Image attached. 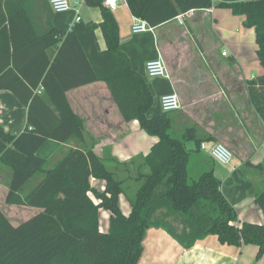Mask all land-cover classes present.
<instances>
[{"label": "trees", "instance_id": "16d2710c", "mask_svg": "<svg viewBox=\"0 0 264 264\" xmlns=\"http://www.w3.org/2000/svg\"><path fill=\"white\" fill-rule=\"evenodd\" d=\"M32 1L0 0V90H9L27 107L26 125L18 135L0 126V161L11 169L5 202L38 208L17 224L0 209V264H137L149 227L162 228L184 248L214 234L221 243L254 244L256 258L264 255V222L243 221L238 226L237 210L223 195L213 169L191 172L193 153L202 142L195 129L175 134L167 113L149 114L154 97L118 48L111 11L100 0H85L101 11L98 27L106 49L99 51L94 24L78 21L67 31L51 24L37 29ZM126 3L134 16L154 27L188 10L208 8L214 0ZM226 6L255 30L263 72L246 86L250 104L264 120V0L232 1ZM52 47L55 60L47 52ZM94 81L106 82L125 121L137 120L142 130L158 137L142 157L140 166L146 172L136 177L141 181L133 196L126 194L105 159L85 147L83 119L67 101V90ZM71 138L77 145L47 167L37 150L48 139ZM189 140L195 142L193 149L186 147ZM251 166L264 169V160ZM35 174L41 178L32 184ZM98 181L104 182L103 189ZM120 194L126 195L128 214L120 208ZM253 198L264 216V186ZM100 208L109 212L105 230L99 225Z\"/></svg>", "mask_w": 264, "mask_h": 264}, {"label": "crops", "instance_id": "0c3cea01", "mask_svg": "<svg viewBox=\"0 0 264 264\" xmlns=\"http://www.w3.org/2000/svg\"><path fill=\"white\" fill-rule=\"evenodd\" d=\"M103 1L100 0L105 6ZM232 1L240 0H214L208 8L191 9L183 16L182 23L174 17L154 26L152 32L142 33H132L134 15L127 3L120 2L113 10L109 9L117 23L119 50L127 55L132 69L144 77L154 97L149 114L160 112L157 104L162 95L175 92L181 107L167 113L175 134H180L186 128H194L196 137L207 145L218 141L221 136L223 140L233 142L231 167L223 169L228 171L226 174L220 176V168L211 160L214 175L221 180L220 189L226 199L225 187L234 179V174L240 171L246 181L245 175L252 173L244 170L245 166L257 165L264 160V120L250 104L246 86L247 80L263 72L256 53L255 30L243 24L244 16L233 14L226 6ZM31 4L32 19L37 29L43 30L51 24L67 31L78 21L86 25L94 24L95 46L99 51L106 49V42L98 27L102 20L99 6L83 0L76 5V9L72 7L57 13L46 0H33ZM47 52L50 60L56 59L55 47L48 48ZM159 55L165 62L169 77L147 76L145 63ZM65 94L72 110L83 119L85 147L91 148L104 159H115L122 163L134 161L137 156L142 159L158 141V137L142 130L137 120L125 121L122 118L106 82L94 81L69 89ZM26 118L27 107L9 90H0V126L3 130L18 135L26 125ZM234 137L235 140H232ZM46 145L53 150L50 157L44 155L51 151L47 149L43 152ZM76 145L73 138L66 142L48 139L37 150V154L48 161L49 167L69 147ZM186 147L193 149L195 142L187 141ZM55 153L58 154L54 156ZM10 178L11 172L8 178L0 174V200L4 202ZM40 178L41 174L34 177L36 181L32 184ZM98 184L103 189L104 182L98 181ZM123 195H119V205L122 212L128 214L130 205L126 195ZM243 201L251 203L252 207L248 212H240L242 206L235 207L238 221L264 222L262 211L252 203L254 198L248 199L245 194ZM0 203V209L11 222L4 205ZM108 218L109 212L100 208L101 230L107 228ZM142 244L143 250L137 264H264V255L256 258L257 247L254 244L221 243L214 234L184 248L162 228L149 227L144 233Z\"/></svg>", "mask_w": 264, "mask_h": 264}, {"label": "rangeland", "instance_id": "374dc122", "mask_svg": "<svg viewBox=\"0 0 264 264\" xmlns=\"http://www.w3.org/2000/svg\"><path fill=\"white\" fill-rule=\"evenodd\" d=\"M233 139L235 140V137L232 138V140ZM218 141L223 142L232 150V143H233L232 141H230V140L225 141V140H223L222 136L218 138ZM237 141L238 140L236 139V142ZM43 149H44L43 152H45L47 149L51 150V149H49L48 145H46ZM43 152L41 150V153H43ZM52 154H53V150H51L49 153L48 152L44 153V155H46L47 157H50ZM56 154H58V153H55L54 156ZM141 160H142L141 156H137L133 162L125 161L124 162L125 164H124L122 162H118L115 159L109 160V159L105 158L106 165L110 169L114 170L116 172V174L120 177V179L123 182V186L125 187L126 194L129 196L134 195L138 185L140 184L141 180L140 179L138 180L136 177L141 172L142 173L146 172V168L143 166H140L141 163H139V162ZM211 160H212V158L206 152H203L199 148L196 151V153H193V161L190 164L191 165L190 168L192 170L191 172L196 174L200 170H207V169L212 168L213 163ZM49 161H50V159H49ZM231 164L227 165V166L220 165L218 163L216 164V167H218V169L220 168V172H219L220 176H222L228 172V171L226 172V170H223V169H227V168L229 169L231 167ZM218 165H220L221 167H219ZM244 170H247L248 172L252 173L250 175H245V177L247 178L246 181L242 178L243 175L239 171L238 172V174L240 173L239 176H238V174H234V176H233L234 179L229 184H227L225 187V190H226V193L228 196L227 200L230 201V203L234 207H241V206L243 207V210L240 209V212L251 211V209H250L252 207L251 203H247L246 201H243L245 199V194L247 195L248 199H251V197H253V194L258 192L259 189H261L264 186V169L263 168H256V167H252L251 165H246ZM10 172H11L10 167L8 165H6L5 163H2L0 161V174L3 177L8 178ZM38 175L40 176V174H35L33 176V178L31 179V183L36 181V179L34 180V177H38ZM246 185H247V189H246ZM98 186H99V184H98ZM89 195L92 197V199L94 201L97 200L94 198V196L91 193H89ZM123 197H125V196L123 195ZM0 202H2V205H4V207H3L4 211L10 217L12 224H17V223L25 220L26 218L33 215L38 210L37 207H32V206H25V207L21 208L18 205L4 204L5 202L3 199L0 200ZM252 203L254 205H256L254 201ZM238 210H239V208H238ZM236 224L238 226H240L241 222L237 221Z\"/></svg>", "mask_w": 264, "mask_h": 264}, {"label": "built area", "instance_id": "2783aa9c", "mask_svg": "<svg viewBox=\"0 0 264 264\" xmlns=\"http://www.w3.org/2000/svg\"><path fill=\"white\" fill-rule=\"evenodd\" d=\"M47 3L50 5L51 9L54 12H65L75 7L76 5L82 2L83 0H46ZM126 3V0H104L103 4L108 8L113 10L119 4ZM75 5V6H74ZM190 12V10L180 13L176 16V19L179 23H182L183 16ZM131 31L132 33H142L146 31H153V26L148 24V22L138 16L132 17V24H131ZM225 51L222 52L225 55ZM145 73L149 77H169L165 62L163 58L159 55L156 59L148 60L145 63ZM158 108L160 112L168 113L174 110H177L181 107L180 99L177 93L171 92L162 95L158 101ZM199 148L202 151H205L216 163L220 165H230L233 159V153L231 149L221 141H216L211 145H207L206 142L202 141L199 144ZM234 170L235 167H232Z\"/></svg>", "mask_w": 264, "mask_h": 264}]
</instances>
